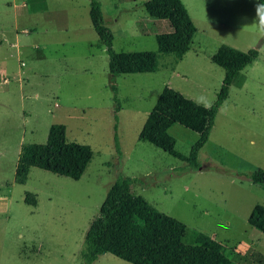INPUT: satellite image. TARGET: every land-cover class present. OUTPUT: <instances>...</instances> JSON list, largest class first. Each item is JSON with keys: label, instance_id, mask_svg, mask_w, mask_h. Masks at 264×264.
<instances>
[{"label": "rangeland", "instance_id": "rangeland-1", "mask_svg": "<svg viewBox=\"0 0 264 264\" xmlns=\"http://www.w3.org/2000/svg\"><path fill=\"white\" fill-rule=\"evenodd\" d=\"M22 1L0 0V38L13 41L20 27L22 45L8 57L9 84L0 80V264H82L86 233L119 177L135 178V192L150 204L222 242L231 264H264V231L248 220L264 205V185L250 178L264 167L259 0H182L197 27L187 53H159L154 72L115 75L90 0L30 1L41 9L28 18ZM100 1L117 52L158 51L156 35L173 31L167 18L148 14L147 0ZM221 44L259 55L231 85L194 168L139 134L167 87L216 101L225 70L212 56ZM54 123L66 125L69 141L91 146L85 172L74 179L32 166L17 182L22 146L46 142ZM169 132L184 154L199 137L179 123ZM93 264L133 263L106 252Z\"/></svg>", "mask_w": 264, "mask_h": 264}, {"label": "trees", "instance_id": "trees-1", "mask_svg": "<svg viewBox=\"0 0 264 264\" xmlns=\"http://www.w3.org/2000/svg\"><path fill=\"white\" fill-rule=\"evenodd\" d=\"M259 4L264 28V0H259ZM145 7L150 16L167 18L173 31L156 35L158 51L117 52L113 48V31L105 23L101 1L90 0L91 20L107 47L109 67L114 75L154 72L159 68V53L182 57L190 49L197 27L182 0H147ZM258 55V48L243 51L221 44L212 56V60L225 70L216 101L211 105L202 104L173 87H167L149 113L139 138L198 168L201 165L199 152L209 139L231 85ZM176 123L199 134L188 154L176 149V139L169 132ZM116 142L118 145L117 136ZM92 157L90 145L69 141L66 125L54 123L46 142L22 146L16 181L24 183L32 166L79 179ZM250 178L254 183L264 185V167L254 170ZM135 181L132 177H119L109 188L98 216L86 233L82 264H93L106 252L133 264H231L222 242L202 231L189 229L183 221L150 204L135 192ZM27 199L36 204L32 196L28 195ZM248 220L264 231V205H255Z\"/></svg>", "mask_w": 264, "mask_h": 264}, {"label": "crops", "instance_id": "crops-1", "mask_svg": "<svg viewBox=\"0 0 264 264\" xmlns=\"http://www.w3.org/2000/svg\"><path fill=\"white\" fill-rule=\"evenodd\" d=\"M30 1H33V2H35L34 0H23L22 1V7H23V10H22V12H20L21 14V16H23V17H30V15L33 13V12H36V10H39V9H41V8H39V7H37V6H32L33 8H31V6L29 7V3H30ZM29 8V9H28ZM38 12V11H37ZM19 28L20 27H15L14 28V32H15V36H14V40L13 41H10V40H7L5 37H1L0 38V72L2 73V75H1V73H0V76H1V78H0V80H2L1 82L3 83V84H9V80H8V77H7V75H6V72H4V70H6V68L9 66V63H8V57L9 56H13V48H17L18 49V52H21V48H22V45H21V42L18 40V35H19ZM22 31H24V32H28L29 30H28V27H25V28H23V30ZM20 49H19V48ZM4 49H6L5 50V52H3V50ZM17 51V50H16ZM187 53V52H186ZM185 53V54H186ZM9 54V55H8ZM184 54V55H185ZM183 55V56H184ZM243 71V70H242ZM241 71V72H242ZM240 72V73H241ZM240 73H239V75H240ZM238 75V76H239Z\"/></svg>", "mask_w": 264, "mask_h": 264}]
</instances>
